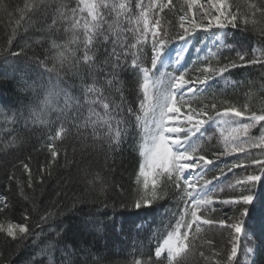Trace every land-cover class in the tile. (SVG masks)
Segmentation results:
<instances>
[{"label": "trees", "instance_id": "trees-1", "mask_svg": "<svg viewBox=\"0 0 264 264\" xmlns=\"http://www.w3.org/2000/svg\"><path fill=\"white\" fill-rule=\"evenodd\" d=\"M95 3L107 6L98 9L102 21L90 46L93 62L85 65L83 24L91 17L81 0H0V264H167L165 252L157 256L156 250L176 231L184 244L173 264H246L244 250L252 242L259 247L255 264H264V218L257 219L264 211V178L241 189L236 185L250 174L264 176V169L252 164L254 159L264 161L261 149L229 157L233 159L226 171L231 176L217 189L225 199L254 197L252 204L229 203L223 208L232 210L234 219L248 212L245 235H252L251 240L240 239L232 260H225L231 231L219 223L222 212L201 216L210 223L200 221L187 228L190 212L185 214V189L176 175H161V189L151 206L135 207L142 195L139 167L145 110L147 119L150 116L147 102L141 108L145 97L141 69H152L155 41H162L158 49H166L182 35L181 19L189 16V8L184 0ZM229 6L236 26L227 24L224 48L209 62L222 66L235 61L238 67L226 76L236 86L209 90L194 99L192 107L215 113L234 106L246 110L245 115L261 114L264 65H244L237 53L245 54V59L264 57V0H229ZM77 21L80 26L74 27ZM42 77L63 93L53 95L52 104L34 108L33 115L17 111L34 101ZM88 87L99 91L88 93ZM43 95L46 92L37 95L39 104ZM103 103L109 104L107 110ZM41 108L48 110L41 113ZM117 129L118 142L111 138ZM212 145L205 148L208 159L222 151ZM234 164L241 166L235 169ZM80 172L96 177L93 189L79 183ZM11 225L26 226L28 233L21 239L15 230L13 239L6 232ZM122 239L128 244L119 242ZM118 243L121 246L115 250ZM86 250L99 259L84 256Z\"/></svg>", "mask_w": 264, "mask_h": 264}, {"label": "snow or ice", "instance_id": "snow-or-ice-1", "mask_svg": "<svg viewBox=\"0 0 264 264\" xmlns=\"http://www.w3.org/2000/svg\"><path fill=\"white\" fill-rule=\"evenodd\" d=\"M82 3H85V7L88 10V15L91 17V20H85L83 24L84 28V53H83V62L85 65L89 64L90 62H93V56L89 54L90 46H94V40L96 39L97 30L100 27V22L102 21V17L100 16L98 9L101 6H107L103 4H97V3H86L85 0H81ZM210 3H212L214 6H218L217 10L219 12V15L215 16V22L219 28H223L225 24L222 22V20H226L229 23H232L235 27V20L236 17L232 15L231 13L228 14L226 17L224 15V4L225 0H209ZM119 7L122 9L124 8L123 4H120ZM83 11V9H81ZM230 17V18H229ZM192 29L196 28V24L193 22H189ZM79 22L77 21L74 27H79ZM181 27L183 28V23L181 24ZM212 27V23L209 22L207 25V28L210 29ZM144 30L145 32L149 31V25L147 20H144ZM189 32V28H184V34L180 36L181 40H184ZM155 32H153V36L155 37ZM104 39H107V36L104 37ZM162 41H155L153 44L154 54L152 57V68L156 69L157 67V61L161 57V53L158 49V45H160ZM58 47L55 43H53V48ZM11 55L18 56L19 53H11ZM60 58H63V53L61 52ZM239 61L244 64H257L260 63L264 65V57H256L255 55L252 56L250 59H245V54L243 53H237ZM43 63V62H42ZM177 64L180 63V60L178 59L176 61ZM238 67L237 63L235 61H230L227 64H224L223 66L216 68H205L204 71L206 73H209V75H206L203 79L199 80V85L204 87H209V80L213 76H220L223 77V74L227 71H229L231 68ZM143 72V78H144V89H145V97L144 102L141 104L142 110H144V104L147 102L148 108L151 111V118L150 120L147 119L148 117V110H145V119H144V133H145V143L142 145L141 149V155L144 156V161L141 163L139 167V176L144 178L143 182V188L148 189L149 187V177H154L155 175L159 174L157 172L158 169H162L164 172L167 173H176V179L179 180L181 177V174L185 173L186 170L189 169H195L197 167V159L191 155L192 152L196 151V147L193 146L192 142L190 141L189 137L194 136L196 133L201 132V129L205 124L208 123V120L196 118L200 115V113H197L196 110H191L187 115L183 117V119L186 121L189 127L185 133L183 141L179 138H173L169 139L168 135L166 133H178L179 129L174 127H169L168 122L172 121L176 116H179L181 113V108L177 107L176 103V92L177 91H186V92H192L193 88L196 87V82L189 81L185 79V76L183 74L179 76L172 77L169 81V86L174 89L175 91L169 92L164 91L157 95H155L152 98H149L148 96V81L150 79L149 77V69L144 68L141 69ZM156 84H159V82H155ZM188 85H192L191 87H188ZM98 89H95L93 87H88L87 92L88 93H96L98 92ZM92 103H95V101H92ZM103 108L107 110L109 108L108 103H103ZM213 108L216 107L215 104L212 105ZM206 114V113H205ZM246 114V110H242L239 108H236L234 106H229L226 108L223 112H218L217 117L220 118V120L225 124L226 126H231V119H223L224 117H244ZM247 118L249 120L248 123H245L242 125V129L244 133H247L248 130L255 126L256 123L264 121V110H262L261 114H257L255 111H252L248 113ZM141 117H137V120H140ZM210 119H216V118H210ZM152 123L154 125L153 128H149L148 124ZM264 127V125H262ZM111 131V128L109 129ZM240 129L233 128L232 129V135L231 139L235 141L237 139V133H239ZM59 135V133H58ZM121 136V132L119 129L115 130L114 135L111 137L113 140L119 141ZM226 141L228 138H225ZM175 146V147H173ZM227 147V144H226ZM250 148H260L262 152H264V137L260 139L259 142L250 141L249 142ZM232 152H245L247 154V150L244 147V143H240L238 146H233L231 148ZM53 156H56L57 153L53 152ZM201 161H204L205 164H210L212 161L206 160L204 156H200L198 158ZM252 164H255L259 166L261 169H264V161H261L259 159H254L252 161ZM241 164H234L233 167H239ZM251 165H246L245 167H249ZM25 168H27V165H25ZM191 176V172L189 171L187 176L185 177V183L188 182V177ZM261 178H264L262 175H255L250 174L247 175L245 179L246 184H255L257 181H259ZM211 183V182H209ZM103 190V189H101ZM211 188H202L200 192H197L196 195H192L191 192L188 193V196L191 197L192 200V207L190 210V221L187 223V228L191 229L193 224H199L201 221V216L198 215L199 209L202 207H205L207 205H210L213 203L212 197L209 196V192H211ZM248 192V189H246ZM155 198V194L152 193L151 198L149 197L148 192H144L143 195H141L140 200H138L135 204V207L139 209L140 207H150L151 206V199ZM253 201V196L250 194H241L239 197H234L229 200L223 201L224 203H243L244 205L250 204ZM188 209H185V214H187ZM246 212H243L242 215H246ZM204 223H210V221H203ZM221 225L225 224V221L221 220L219 221ZM229 228L234 229L236 234H240L243 231V225L241 221H237L234 224L227 225ZM18 227V233L20 234V238L23 239L24 235L28 233V228L26 226H16L11 225L6 229L7 236L16 239L17 238V231H14ZM179 229V225H177V230ZM199 228H197V231ZM173 240V234H170L166 240H164L163 244L168 246V256L169 259L172 258L173 254L175 252H179L181 243L178 242L176 244L170 243ZM163 250L162 247H158L156 250V255L159 256L160 252ZM237 254V249L235 247L231 250V255L229 256V260L234 258Z\"/></svg>", "mask_w": 264, "mask_h": 264}, {"label": "rangeland", "instance_id": "rangeland-1", "mask_svg": "<svg viewBox=\"0 0 264 264\" xmlns=\"http://www.w3.org/2000/svg\"><path fill=\"white\" fill-rule=\"evenodd\" d=\"M184 1L186 3V6L189 8V16H185L181 19V22L184 25L183 28L181 27L182 35L184 34V28H189V32H188V34L184 40L180 39L178 41V43L174 46L172 53L170 51L167 54L160 52L161 57L157 61V70L153 71L154 69H151V71H149V77H150V79L148 81V96H149V98H152L155 95H157L161 92H164V91H169V92L175 91L174 89H172L169 86V81L171 80L172 77H175V76H178V74L184 73L183 70H185L187 68V66L185 67V65H186L187 58L189 55L191 57H193L196 62H200V61L204 60L205 56H207V58H210L212 56H216L218 51L221 52L224 48L223 47L225 45L224 44L225 43L224 35H225L226 31L228 30L227 24L229 22H227L226 20H222V22L225 24V26L223 28H219L217 26L214 17L219 15V12L217 10L218 6H214L212 3L209 2V0H184ZM85 2L86 3H93V2L95 3V0H85ZM82 5H83L85 11H87V13H88L87 8L85 7V3H82ZM229 13H230L229 0H225L224 15L227 17ZM189 22L195 23L196 28L192 29ZM209 22L212 23V27L210 29L207 28V25L209 24ZM218 30L221 34L216 33ZM216 47H218L217 53L215 52V50H213ZM224 50L225 51L229 50L228 44ZM111 54H113V53L110 52V56H111ZM178 59L180 60L179 64L176 63V61ZM198 60H200V61H198ZM211 65H212V67H208V68L215 67L216 69H218L219 67H221L218 65V63H215V65H213V64H211ZM171 69L177 71L178 73L177 74L173 73L171 71ZM156 72H157V75H153ZM197 72L198 71H196L191 76V78L189 80V81L196 82V87L193 88L192 92H186V91H177L176 92L177 107H179L178 104L183 101V97L185 95L194 96V95H196V93H199L200 91H202L205 88L204 86L199 85V80L203 79L206 75H209V73H206L204 70L202 73H200V72L197 73ZM226 73L227 72H225L224 74H226ZM224 74H223V76H224ZM151 75H153V76H151ZM214 78H218L219 80L223 79V77H220V76H213V79ZM39 80H40V85L42 86V88H40L37 92H35V96H33L35 98L34 101H32L31 104L25 106L24 108H19V110H17V111H19V112L22 111L24 114L31 113V115H33L34 114V110H33L34 108H37L38 106L39 107L45 106L48 103L52 104L54 96L61 95L63 93V92H61V90L58 89V86L56 84H54L53 81H52V83H50L51 81L46 79L45 77L39 78ZM211 80H212V78L209 80L210 84L212 82ZM223 80H224L223 82H225V83L227 82V80H225V79H223ZM157 81L159 82V84L155 83ZM45 84L48 85L50 88L47 86V88H45V90H44ZM226 84H228V83H226ZM191 86L192 85H188V87H191ZM40 92H43V93L46 92L45 96L44 95H43V97L41 96V99H42L41 104H39L38 100H37V95ZM178 98H180L181 102H179ZM92 100H95V98L93 97ZM52 107H53V105H52ZM51 109H54V108H51ZM58 109L59 108L56 107V109L51 110L50 113H54ZM39 110L42 113L44 110H48V109L41 108ZM191 110H192L191 108H189V109L185 108V110H183L181 108V113L179 114V116H176L172 121L168 122L169 127H174V128L179 129L178 133H166V135H168L170 140L173 138H179L183 141L184 138H182L183 135H181V134L183 133L185 135L187 129L189 127H191L190 125H188L186 123V121L183 119V117L185 115H187ZM195 110H196V108H195ZM223 111H219V112H223ZM196 112L200 113V115L197 116L196 118L208 120V123L203 126V128L201 129V132L196 133L194 136H190L189 139L194 146V144L196 143V139L198 137L207 138L205 131L208 129H212L213 131L208 132V139L213 140L212 142H216V144H217L216 146L212 145V149L216 150L217 148L218 149L222 148L225 151V153L215 155L216 159L213 160V162H215L216 160H217V162L221 161V160H223V158L225 159V158L230 157V156H234V155H238V154H244L243 152H232L231 151V148L233 146H238L240 143H244V147L246 148L247 152L254 150V149H260V148H250L249 142L250 141L259 142L260 139L262 137H264V127H262V125H264V121L256 123L255 126L250 128L247 133H244L243 129H242V125L249 122L246 115L244 117H239V118L224 117L223 119H231L232 123H231V126L229 127V126H226L225 124H223V122L220 120V118L217 117L218 112H215V113L208 112L207 113L205 110H201V111L196 110ZM41 113H38V114H41ZM24 114H22V115H24ZM210 118H216V119H210ZM5 120H6V118H5ZM148 127L153 128L154 125L152 123H149ZM233 128L240 129L239 133H237V139L235 141H233L231 139ZM225 138H228L227 141ZM226 144H227V147H226ZM173 147H175V146H173ZM191 155L197 159V161H198L197 167L195 169L186 170L185 173L181 174L180 178H181V181L184 182L185 186L187 185V189L189 190V192H191L192 195L194 196V195H196L197 192H200V190L202 188H205V189L209 188V186H210L209 182H211V181L209 179H206V177H204V176L202 177L203 174L204 175L206 174L205 172L207 171L206 167L208 164H205L204 161H201L198 159L201 155L198 153L197 150L192 152ZM144 159L145 158L143 156V161H144ZM106 160H107V158H105V161ZM101 161H104V159L102 158ZM218 164L219 163H215V166ZM221 164H223V162ZM99 165H100V163H99ZM238 168L239 167H237V169ZM159 170H161V169H158L157 172ZM189 171L191 172V176L188 177V182H187L188 184H187V183H185V177L187 176ZM158 173L159 174L155 175L154 177H149L148 189L143 188L144 178L143 177L140 178L141 180H139V182H140V186H141L142 195L146 191V192H148L150 198L152 196V193L155 194V198H156V193L158 192V190L161 189V187H160L161 183H160V179L158 178V176L163 175L166 172L161 171ZM80 174H81V176H80V182L79 183H82V185L85 184L88 187L93 189L94 184L97 182L96 177L94 175H93L94 177L90 176V174H87V173L82 174V172H80ZM171 174H173V176L176 175L175 172H172ZM95 175H97V174L95 173ZM246 177H245V179H246ZM236 181H237V179L234 181V183H236ZM241 181H243V183L245 182L243 179L240 180V183H241ZM227 214L228 213L225 214V219H223V221H225L224 226H227L229 224H233L231 221H229V219H227ZM258 214L259 215H257V219L259 221H261V220L263 221L262 217L264 218V215H263L264 211L260 212ZM222 216H223V214H222ZM83 225L84 224H80L79 227L80 226L83 227ZM76 227H77V225H76ZM74 228H75V226H74ZM15 230H18V227L16 229H14V231ZM99 231H102V230H99ZM110 231L112 232V229H110ZM128 231H129V228H128ZM179 232L180 231H176L173 233V240L170 243L176 244L178 242H181ZM214 238H216V240L218 241L216 235L214 236ZM119 242H121L122 244H128L126 239H122ZM121 243H118V245L116 246L117 248L115 250L119 249V247L121 246ZM206 243H212V242L207 240ZM183 244L184 243L181 242L180 249L183 247ZM142 245H144V244H142ZM161 247L163 248V250L161 252L162 253L165 252L167 258L169 259L168 250H167L168 246L163 244ZM70 251H72V250H70ZM80 253H81V251H80ZM82 253H84V256L89 255L91 257V255H93L92 257H94V260L99 259V258H97L99 256L94 255L93 254L94 252H92L91 250L82 251ZM177 253L178 252H175L173 254L172 258L175 257ZM213 253H215V252H213ZM72 254L73 253L70 252L71 256H72ZM220 255L221 254L219 252L218 256H220ZM160 256H162V255H160ZM225 256H226L225 260H227V258L229 259V256H230L229 251H227L225 253ZM172 258L169 260L171 261ZM136 264H154V263L137 262ZM155 264H158V263L156 262ZM169 264H171V263H169Z\"/></svg>", "mask_w": 264, "mask_h": 264}]
</instances>
